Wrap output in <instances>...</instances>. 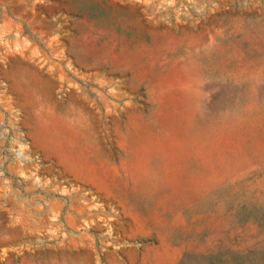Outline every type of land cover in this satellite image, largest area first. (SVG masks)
Segmentation results:
<instances>
[{
  "label": "rangeland",
  "instance_id": "obj_1",
  "mask_svg": "<svg viewBox=\"0 0 264 264\" xmlns=\"http://www.w3.org/2000/svg\"><path fill=\"white\" fill-rule=\"evenodd\" d=\"M0 264H264V0H0Z\"/></svg>",
  "mask_w": 264,
  "mask_h": 264
}]
</instances>
